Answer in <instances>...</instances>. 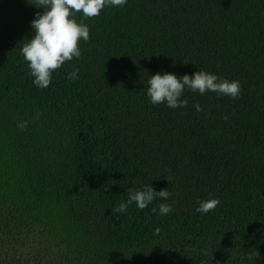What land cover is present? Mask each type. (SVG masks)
Masks as SVG:
<instances>
[{
  "label": "trees",
  "instance_id": "trees-1",
  "mask_svg": "<svg viewBox=\"0 0 264 264\" xmlns=\"http://www.w3.org/2000/svg\"><path fill=\"white\" fill-rule=\"evenodd\" d=\"M32 4L0 0V264H264V0L77 12L89 38L43 89L19 53ZM196 70L239 81L238 98L148 102L149 75ZM146 184L168 199L112 211Z\"/></svg>",
  "mask_w": 264,
  "mask_h": 264
},
{
  "label": "clouds",
  "instance_id": "clouds-1",
  "mask_svg": "<svg viewBox=\"0 0 264 264\" xmlns=\"http://www.w3.org/2000/svg\"><path fill=\"white\" fill-rule=\"evenodd\" d=\"M126 0H35L36 11L30 21L33 32L31 38L19 48V53L27 63L29 75L33 78L32 84L37 88H47L51 81V74L65 61L80 57L79 41L89 38L88 27L83 22H77L76 14L81 13V18H91L99 15L106 7H123ZM78 69H73L66 74V79L75 80ZM145 95L148 102L153 105L165 104L169 108H183L187 104L186 98L181 99L187 89L203 95L215 92L230 99L238 98L240 83L219 77L217 74L196 70L191 76L187 73L177 76L169 72H157L149 75ZM199 112L201 106L193 104ZM38 118L34 116V119ZM27 121H20L17 127L23 130ZM170 193L166 189L154 191L150 184L129 189L127 200H122L114 206L112 211L123 213L128 205L134 204L139 210L146 208L154 199L167 200ZM218 204L215 198L197 201L195 211L206 214ZM172 210L170 203H160L151 211L157 215H166ZM159 229H154L158 232Z\"/></svg>",
  "mask_w": 264,
  "mask_h": 264
}]
</instances>
